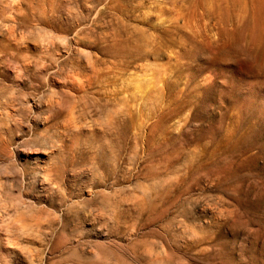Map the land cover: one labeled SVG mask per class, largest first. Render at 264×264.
Returning <instances> with one entry per match:
<instances>
[{"label": "rangeland", "instance_id": "374dc122", "mask_svg": "<svg viewBox=\"0 0 264 264\" xmlns=\"http://www.w3.org/2000/svg\"><path fill=\"white\" fill-rule=\"evenodd\" d=\"M0 264H264V0H0Z\"/></svg>", "mask_w": 264, "mask_h": 264}]
</instances>
